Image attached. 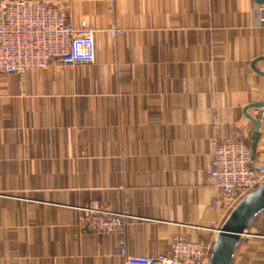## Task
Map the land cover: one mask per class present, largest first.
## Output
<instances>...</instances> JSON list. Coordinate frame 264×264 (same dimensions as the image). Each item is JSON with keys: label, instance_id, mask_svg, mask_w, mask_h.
I'll list each match as a JSON object with an SVG mask.
<instances>
[{"label": "crops", "instance_id": "crops-1", "mask_svg": "<svg viewBox=\"0 0 264 264\" xmlns=\"http://www.w3.org/2000/svg\"><path fill=\"white\" fill-rule=\"evenodd\" d=\"M97 29L94 62L0 73V264H125L175 237L214 243L231 209L215 142H254L264 5L254 0H43ZM114 22L126 29L112 36ZM264 72V60L258 62ZM257 118L259 108L248 113ZM255 159L264 149V122ZM82 207L127 215L82 233ZM261 220L232 264H264Z\"/></svg>", "mask_w": 264, "mask_h": 264}, {"label": "built area", "instance_id": "built-area-1", "mask_svg": "<svg viewBox=\"0 0 264 264\" xmlns=\"http://www.w3.org/2000/svg\"><path fill=\"white\" fill-rule=\"evenodd\" d=\"M113 6V1H110ZM110 35H124L126 29L114 22L105 29ZM97 29L83 21L76 26L67 20L65 10L43 0H0V73L22 76L29 70L46 68L53 58L66 63L94 62L97 54ZM258 121L264 122V107ZM209 177L221 197L234 207L264 182V149L253 159L252 145L245 140L215 142L211 153ZM85 218L79 224L82 233L114 234L123 230L127 215L97 207H82ZM245 234V233H244ZM264 240V213L261 233ZM213 243L203 239L175 237L169 253L133 255L122 243L125 264H208Z\"/></svg>", "mask_w": 264, "mask_h": 264}, {"label": "water", "instance_id": "water-1", "mask_svg": "<svg viewBox=\"0 0 264 264\" xmlns=\"http://www.w3.org/2000/svg\"><path fill=\"white\" fill-rule=\"evenodd\" d=\"M258 5H264V0H254ZM264 60V56L253 60L254 70L264 76L259 70L258 62ZM264 107V102L249 104L244 108V113L253 122L255 132L252 144L253 159L257 153V147L261 138V124L258 119L251 116L248 110ZM264 212V182L247 194L230 212L215 237L211 257L208 264H232L234 254L240 239L246 233L248 226Z\"/></svg>", "mask_w": 264, "mask_h": 264}, {"label": "rangeland", "instance_id": "rangeland-1", "mask_svg": "<svg viewBox=\"0 0 264 264\" xmlns=\"http://www.w3.org/2000/svg\"><path fill=\"white\" fill-rule=\"evenodd\" d=\"M261 217H262V215L261 216H259V217H257L254 221H253V223H251L249 226H248V228L250 229V228H252L253 227V225L254 224H256V223H258V222H260V220H261Z\"/></svg>", "mask_w": 264, "mask_h": 264}, {"label": "trees", "instance_id": "trees-1", "mask_svg": "<svg viewBox=\"0 0 264 264\" xmlns=\"http://www.w3.org/2000/svg\"><path fill=\"white\" fill-rule=\"evenodd\" d=\"M263 213H264V212H263ZM263 213H262V214H263ZM262 214H261V215H262ZM261 215H260V216H261ZM258 217H259V216H258ZM252 223H253V222H252Z\"/></svg>", "mask_w": 264, "mask_h": 264}]
</instances>
